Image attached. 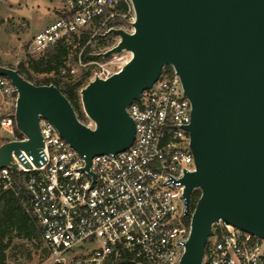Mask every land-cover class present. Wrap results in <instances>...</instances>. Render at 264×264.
Returning <instances> with one entry per match:
<instances>
[{
	"label": "water",
	"instance_id": "obj_1",
	"mask_svg": "<svg viewBox=\"0 0 264 264\" xmlns=\"http://www.w3.org/2000/svg\"><path fill=\"white\" fill-rule=\"evenodd\" d=\"M133 30L103 57L128 51L118 73L95 78L81 89L80 122L54 84L37 85L0 64L17 91L16 129L27 140L0 145V169L25 151L40 164L39 116L50 120L89 168L93 157L124 151L135 138L128 105L139 99L171 65L192 103L190 132L196 171L183 182L187 212L194 189L201 195L180 264H202L212 224L225 220L264 238V0H131Z\"/></svg>",
	"mask_w": 264,
	"mask_h": 264
},
{
	"label": "built area",
	"instance_id": "obj_2",
	"mask_svg": "<svg viewBox=\"0 0 264 264\" xmlns=\"http://www.w3.org/2000/svg\"><path fill=\"white\" fill-rule=\"evenodd\" d=\"M122 4L127 11L119 8ZM131 13V0H64L62 15L33 36L31 51L69 42L89 27L115 36L109 31L122 28L118 21ZM115 37L108 49L120 41ZM78 62L86 65L81 57ZM91 62L96 67L91 80L107 79L123 67ZM66 68L61 73L75 72ZM6 97L15 108L17 91L0 75V102H7ZM192 109L175 69L172 75L162 70L158 81L127 107L136 129L131 146L93 157L89 168L55 125L39 116L40 164L23 150L13 153L17 170L0 169V182L14 187V172L28 174L20 187L49 251V264H180L193 212H187L183 182L187 173L196 171L187 129ZM85 117L78 119L94 128L93 120ZM15 128L10 114L0 117V131L10 140H27L24 135L16 138ZM212 231L202 264H264V238L222 219L212 224Z\"/></svg>",
	"mask_w": 264,
	"mask_h": 264
},
{
	"label": "rangeland",
	"instance_id": "obj_3",
	"mask_svg": "<svg viewBox=\"0 0 264 264\" xmlns=\"http://www.w3.org/2000/svg\"><path fill=\"white\" fill-rule=\"evenodd\" d=\"M64 0H0V62L12 68L26 62L28 57H39L42 52H32L30 48L33 36L47 27L56 17L63 12ZM135 13H131L124 19L118 21L126 31L133 30L132 22ZM105 29H94L89 41L90 50L86 57L91 60L84 61L81 52L78 53L86 65H80L78 61H72L67 65L73 67L75 72L71 75L61 73V81H77L85 73H90V81L96 67L91 61L108 63L109 66L117 68L130 59L128 51L103 57L107 47L116 41V37L105 34ZM94 35V36H93ZM106 35V36H105ZM72 43V41H70ZM74 50L77 45L73 44ZM107 48V49H106ZM94 59V60H93ZM34 84H44L48 78L55 77L53 74H36L32 72ZM59 76V78H60ZM81 98V96H80ZM7 102H0V116L10 114L14 109L11 98L6 97ZM83 111V108H81ZM84 112V111H83ZM83 119L86 120L84 113ZM0 137L8 138L6 133L0 131ZM9 264H49V251L43 240L29 242L17 238L8 251Z\"/></svg>",
	"mask_w": 264,
	"mask_h": 264
},
{
	"label": "trees",
	"instance_id": "obj_4",
	"mask_svg": "<svg viewBox=\"0 0 264 264\" xmlns=\"http://www.w3.org/2000/svg\"><path fill=\"white\" fill-rule=\"evenodd\" d=\"M122 11H127V6L122 4L119 6ZM93 28L85 29L78 37L75 36L72 43L59 42L58 44L45 49L39 57H28L26 62L21 63L15 69L28 81L34 83L32 72L36 74H53L55 77L48 78L44 84L56 85L63 94L69 99L75 109L79 119H83L84 112L81 110L80 91L90 81V73H85L77 81H61V70L66 68L71 62V56L74 53L72 61H78L79 54L83 56L84 61L91 60L86 57L89 50V41ZM77 45L74 50V45ZM94 60V59H93ZM1 65H3L0 62ZM5 66V65H3ZM9 67V66H8ZM166 71L170 75L173 74V68L170 65H165L163 72ZM60 76V78H59ZM39 84V83H35ZM16 95V93H15ZM14 110L10 113L14 117ZM6 115L0 116L1 118ZM15 137L22 139L23 135L15 128ZM9 138L0 137V145L9 141ZM17 185L14 187H4V182H0V264H9L8 251L10 250L15 239L20 238L29 242L42 240L41 231L34 218L27 211L24 204V197L21 190L23 180L28 176L27 173L14 172ZM201 191L197 190L193 193L191 209L194 210L197 201L199 200ZM190 222V218L187 220Z\"/></svg>",
	"mask_w": 264,
	"mask_h": 264
},
{
	"label": "crops",
	"instance_id": "obj_5",
	"mask_svg": "<svg viewBox=\"0 0 264 264\" xmlns=\"http://www.w3.org/2000/svg\"><path fill=\"white\" fill-rule=\"evenodd\" d=\"M56 19H57V17H56ZM54 20H55V19H54ZM54 20H53V21H54ZM53 21H52V22H53Z\"/></svg>",
	"mask_w": 264,
	"mask_h": 264
},
{
	"label": "bare ground",
	"instance_id": "obj_6",
	"mask_svg": "<svg viewBox=\"0 0 264 264\" xmlns=\"http://www.w3.org/2000/svg\"><path fill=\"white\" fill-rule=\"evenodd\" d=\"M131 56H132V54H131Z\"/></svg>",
	"mask_w": 264,
	"mask_h": 264
}]
</instances>
